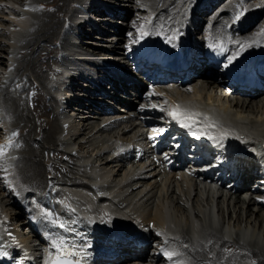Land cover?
<instances>
[{"label": "bare ground", "instance_id": "1", "mask_svg": "<svg viewBox=\"0 0 264 264\" xmlns=\"http://www.w3.org/2000/svg\"><path fill=\"white\" fill-rule=\"evenodd\" d=\"M15 1L23 6H32V8L33 6H37L39 8L38 10L40 11V9H42V11L40 13H34L36 10L33 11L35 17L34 20L32 22L30 21L29 23L25 15L22 16L21 14L20 17L16 16L17 21L20 20L19 24L15 23V26L17 24V27H19L17 28V30L19 29V31H15L18 32V36L15 37V40H12L11 43L15 45V43L19 40L21 43H19L20 45L16 46L13 49V52L10 53L13 54V66L10 69L9 75L0 80L2 81V83H0V108L2 110V115L0 118L8 120L9 125L12 126L11 129H8V127L4 129H6L9 133L11 131V133L17 132L19 134V137L17 139L16 136L13 135L14 140L11 143L12 148L10 149H14L13 151L15 153L16 160L15 168H13V170L16 169V171L14 175L7 176V179L9 180L8 183H12L13 185L16 183H20L21 187H27V189L31 190L33 188L37 189L38 187L44 188L47 184L48 173H51L54 178H56V174H59L58 177H60V179L64 181V183L67 185V189H73V195L71 194V197L74 196L73 200L75 202H79L78 207L77 205L75 207H77L76 211H79L80 213H86L87 209L95 210L93 212L95 215L101 213L103 214L105 211H110L114 214L122 213L121 215L125 216L126 219H128L127 217H129L130 219L136 220L137 223H139V221L136 219L137 217L140 218L143 223L152 221L156 226L161 224V222H163L167 217V219H169L168 223L177 228L176 231L177 233H179L178 236L180 240L184 244H187V247L185 249L189 250L193 258L202 260L205 258V256L208 257L207 254H212L210 258H212V260L214 261L213 264H243L242 261H239L236 258L239 257L240 260H242V255L244 259L249 260L247 264H264V214L261 212L264 211V204L257 201L256 195L254 194L257 192V189L255 187H253V191L251 193H248V189H244L237 193V188L228 186V183L230 181H234L235 179H237V177H239L238 179L242 182H247L252 179V174H250L249 162L245 158L235 156L233 158L231 167L226 170V173H230L231 171L232 175L230 173L227 177V180L222 178L218 184L216 180L219 179H211V183H207V179L209 178L208 176H204L200 172L191 169V171L193 172L192 176H183V172L179 171L177 174L178 178L165 176L164 180L166 179L165 181L167 182V184H165V186H163L162 188L161 186L164 185L163 182L165 181L162 180L163 182H161L156 180L157 173H154L155 167L151 163L150 165H148L150 169L146 171L147 175L145 173H141L137 169V167H135L136 165H128L126 167L127 169H123L125 165L124 161H126V159L130 160L131 153L130 155H128V153L118 155L115 154L114 149L107 152L106 149L108 148H106L105 150L102 149V151L96 155V160L102 162V165H104V167H109L111 169L110 172L113 171L115 175L119 170H125L124 174L126 176L124 175V181L120 180L121 183L118 182L119 184H116L115 180L112 179V181L108 182V178L106 179V176L105 178L102 176L99 165L95 166L93 165V163H85L81 165L80 161H85L84 157H76L73 153L71 154V152H65L58 148V144L60 143L59 141H61V139L58 138V134L62 132V126L57 116L59 114V106H63L65 110L67 107L72 110L75 109L76 111H78V113H81L82 116L80 114L79 115L81 116L83 121L88 122L89 124V136H96V134L98 135L102 132L104 133L105 131H109L111 124L107 121V117L101 120L104 122L107 121L105 123L102 122L101 125L98 124L97 121L94 122L91 121L92 119L89 120V118H95V120L98 119V116H94L93 113L99 112V114H102L105 110V107H109L108 101L105 100L103 96L99 97V95H101L100 90L104 89V93L106 90V85L110 83L109 81H111L112 87L108 88L106 92L110 93L111 89H113L114 92H111L107 95L111 97L109 99H114L113 97L115 96V92L118 91L123 94L134 92L135 90H138L139 84L141 85L144 80H142L141 74L136 75V79L140 80L139 84L133 82L132 78L127 77V75L129 74H126L124 68L122 76L114 73L111 75V78H108L109 81L99 84L98 88L92 91L98 96L92 95L88 89L85 90L87 94L89 93L88 95L85 94L84 96L85 102H80L78 100H69L67 95H62L69 94L68 90L62 89V92L57 93V95H62V97L66 99L60 104L59 100L56 99L52 91L49 90L51 87H48L46 83V80L48 79H45L48 74L46 72L50 71L49 64L55 61L59 56L60 58H63V61H65V63H68L70 61L67 54H64V51L69 50L66 47L68 45H71V43L73 42L70 40L69 35L74 31L79 35V41L76 46L81 50V52L84 51L83 53L88 55H85L83 58H81V61L84 64H90L92 66H97L99 60L96 61L91 57H106V55H112L110 53L115 52V49H118V44L123 43L124 41L126 43L130 42V44L133 45L134 40L137 36L136 32H138L137 27L141 24V20L144 19L143 16L138 19H135L133 17V12L135 10H139V7H137L136 4V6H132V3L134 4L132 0H117L130 2L129 4H126V9L121 10V8L115 7V5L111 6V4H114V0H102L106 1V4L102 5L105 8H101L102 6H99L97 2H95V0H89L88 8L92 13H94L93 17H95V19L98 18L97 20H99V22L97 23L100 25H102V20L106 18V15L104 17H96L95 15L99 16V14L104 13V11H107V13H111L113 16H118L110 20V22L112 23H117L118 19L120 18H123L125 20H133V26L129 27V30L128 28L124 27L127 29L128 33L124 41H122V38H120V36L118 37V35L120 34V30H123V28L121 29L122 25L120 27H115L113 33L109 34L111 36L107 37L106 35L108 34V31L105 28L104 30H97L100 28L97 23L90 27V33H86L85 30H83V26L85 24H77V21L74 18L80 8L78 9L75 6H70L71 8L67 7H69L70 3L73 2L80 4V6L81 4L82 6H85L86 0ZM158 1L161 0H156V4H159ZM184 1L186 0H163L162 5L160 4V7H151L155 11V14L152 24L148 30L149 34L155 32L154 35H169L172 30H174L175 28L178 29V26L181 25V22L179 21H182L181 16H183V10H181L180 7L183 5ZM189 1L196 3L197 6L199 2L202 4L201 7L194 8L192 10L193 15L195 13L198 15H202L208 10V7L215 0ZM224 1L225 0H222L215 7H220L221 3H224ZM60 2H62L63 4L60 5ZM254 3L260 4L262 8H260L258 11L248 10L246 14L247 20H243V25H240L238 27L239 30L243 28L245 23H247V21L250 20L252 16L256 17L259 12H264V0H255ZM222 8L223 6L220 9ZM245 8L249 9V6L246 5ZM65 9H67V11H64ZM200 9H202V11ZM11 10L14 13L18 12L13 8H11ZM62 12L63 14L61 15ZM23 13L26 14L25 11ZM60 15L63 20L61 26L59 25ZM222 15L221 13L216 15L217 17L213 15L214 18L212 17V19L210 20L213 22L212 25L221 24L219 23V18L222 17ZM66 20L68 21V23L70 22L68 29L63 27ZM192 24L195 29H201V22L198 21V19H193ZM258 26L263 27L262 29H264V21L259 23ZM254 28H256L257 31L258 29H260L256 26ZM230 31L231 33H233L235 29L228 30V32ZM257 31L254 33H257ZM112 37L115 38L114 44L111 42ZM240 37L246 36L241 35ZM90 39H98L100 41H104V44L93 42ZM258 41H260L259 45L263 46L264 36L258 35L257 40H255L253 43ZM253 43L251 46H254ZM98 45H100L102 48H94V46ZM1 52L8 53V51L5 50L4 45L0 42V53ZM251 56L252 55H248L246 58H249ZM0 65L5 66V63L0 60ZM31 75H33V79L31 78ZM108 76L109 75H105L104 80H106ZM197 77L203 78V76ZM206 79L208 80L207 89L211 88V90H213L212 88H214L215 91L213 93L216 92V94L211 93V91L210 93H208V90L203 91L202 93L197 92L199 94H197L198 96L196 98L194 97V106L198 109V111L203 112L207 115L215 113L223 119H229L230 121L235 122V126L238 125L241 130L247 132L246 134L248 135V139L253 144H260L261 141L264 140V98L260 100L257 99V102L255 103L254 98H250L248 101H243V99L238 100L236 99V97L234 99H231L232 97L228 98V95H234V93L236 92V88H232L231 86L223 87L225 85L224 80L219 77L215 70H213L209 78ZM71 81L72 82L69 84V89H71V92L72 90L76 91L75 89H78L79 83L75 78H72ZM103 86L105 87L103 88ZM29 87L31 88L30 91ZM227 90L229 93H226ZM73 92L71 94L75 95V93ZM77 95L79 94L77 93ZM25 96L26 98H24ZM221 97L226 98L224 103H221ZM99 100L103 101V103H98L97 101ZM27 101L30 103V106L34 107L30 108ZM115 101L117 103H123L119 107H127L129 110L132 109L131 104L129 105L127 100L117 99ZM39 103L42 104L41 107L39 106ZM73 103L77 105L71 108ZM110 107L111 110L116 109V107ZM138 116L139 117L137 118L140 121L139 118L141 115ZM150 116V125L153 127H161V123L153 121L156 120L158 116L156 114ZM63 121H66L67 123V133L69 131L68 128H70L71 125L67 119H63ZM88 124L86 123V125ZM71 127L73 128V126ZM124 127H127L128 130H125V132L121 133L120 140L124 137L127 138L128 135L126 136V134L134 129V127L139 128L135 123H133V121L125 124ZM86 129V127H84V129L82 128V130L80 129L81 132L79 131V133L83 135V132ZM120 131L121 128H119L117 134H119ZM141 136L142 134H137L136 137L142 138ZM88 137L85 142L89 141ZM93 139L95 138H92V140ZM128 141L129 140H126V142ZM78 143L80 144V146L81 143L83 144V142L80 141H78ZM103 143H109V149L115 145V142L111 141V139ZM0 144L7 145L8 143L4 137H0ZM72 156H75L76 159ZM69 160H71L73 163ZM75 160L79 161V164ZM60 162L62 163L60 164ZM68 162L71 163L68 164ZM19 164L20 166L22 164V166L20 167ZM47 164L51 165L50 171L48 170L49 172H45V170L49 169L46 166ZM87 165H89L88 171L85 170ZM91 167H93L94 169H91ZM233 170H236V173H233ZM90 175L98 177L97 179H99V182L94 179L91 180L92 178L89 177ZM86 176L90 179V182L88 183H85L83 181L85 180L83 179V177L85 178ZM3 179L4 177L0 175V194H2L1 196H3L0 199V204H2V207L5 211V215L3 218L9 221L7 225H10L12 231L18 233L19 235H23V231L24 233L30 234V232L27 230L28 226L26 225L25 220L22 218V208L20 207L19 203H17L18 201H16L13 197V190ZM171 179H175L174 181H177V186L173 185L175 183L174 181L172 182ZM148 180L150 181L148 187L149 190L143 192V189H141L142 187L139 186ZM213 183L215 185H212ZM95 185H97L96 189L92 187ZM162 189H164L165 193L161 200L160 195L162 193H160V191H162ZM158 193L159 195H157ZM76 196L78 198H76ZM157 196H159L160 198L159 205L157 203L160 209H158L156 212H152L154 213L151 215V217L153 218L145 219L142 217V214L138 215L139 205L144 208H148L151 204L154 203V201H156L155 199L158 198ZM30 197L31 194H23L24 199H28ZM51 197L56 199L55 194H52ZM199 197H201V203H203L201 204L203 205L202 207H210V211H207L206 208H204L203 211L200 210L201 205L198 203ZM167 199H170L171 202L176 205L175 207L177 208V210L184 212V214L186 215V220H188L186 224L187 226H185L184 228L182 227L183 229L179 228L181 226V223L180 226L178 225L177 227L175 218H171L172 214L169 211L170 208L168 209L169 206L166 207L165 203ZM191 201H194V204L191 203ZM204 202H206V206H204ZM134 203L136 205H134ZM179 203H181L182 206H179ZM214 203H216L217 207L216 205L214 206ZM191 204L193 209L191 208ZM225 204L229 215L230 213L236 215L233 221L237 225V227L235 228L238 229H235L234 226H229V224L228 226H225L224 222L222 223L223 225L221 224L220 226L221 231H218L219 229H216V227L213 226V224L219 225V223L216 222L218 221V219L215 218V213H226L224 209ZM215 209H217L216 212ZM14 210L17 211V214L13 213L11 215V212H15ZM209 214L211 217H209ZM200 216H202L203 218L202 221V218L200 219ZM252 217H254V220L252 219ZM244 218L245 221L243 220ZM205 222H207L208 224L210 223V227H208ZM242 222L243 224H245V226L243 228H240L243 225ZM183 224L185 225V223ZM196 225L199 226L198 229L200 230V233L198 232ZM23 226L24 229L23 231H21V227ZM216 232L220 233V235L216 234ZM202 235H204V238H201ZM27 236L28 235L24 234L22 240H25ZM166 238L170 240L169 237ZM121 250H123L122 252L124 253H129V250L131 249L128 250L127 247H124L121 248ZM145 251L146 249L143 248L139 252V254L134 257V259L127 261L125 264H144L146 262L144 254ZM140 253L143 254L140 255ZM251 259L253 261H251ZM117 261L118 259L115 261H111L110 264H116Z\"/></svg>", "mask_w": 264, "mask_h": 264}, {"label": "rangeland", "instance_id": "2", "mask_svg": "<svg viewBox=\"0 0 264 264\" xmlns=\"http://www.w3.org/2000/svg\"><path fill=\"white\" fill-rule=\"evenodd\" d=\"M93 1V0H92ZM101 1V2H100ZM136 1H137V7H139L138 9L140 10H136L135 11V14L133 15L134 17H135V19L136 18H141V16H143L144 17V15L146 14V11L147 10H151L149 7H153V6H156V7H160L161 5H162V2H163V0H161V1H158L159 2V4L157 3L156 4V0H132V2H134V4L132 3V6H136L135 5V3H136ZM144 1V2H143ZM95 2H97V4L99 5V6H102V5H105L106 4V1H102V0H95ZM61 4L60 5H62L63 3L62 2H60ZM130 2H125V1H117V0H114V4H111V6H114L115 5V7H119V8H121V10H123V9H126L127 8V5L126 4H129ZM69 4V3H68ZM74 4H75V2H73V3H70V5H69V7H67V8H71L72 6H74ZM116 4H117V6H116ZM123 4V5H122ZM161 4V5H160ZM80 5V4H79ZM82 5V4H81ZM158 5V6H157ZM218 5V4H217ZM71 6V7H70ZM35 7V8H34ZM11 8H13V9H16L18 12L17 13H14L12 10H11ZM23 8H24V11L26 12V14H24L23 12ZM101 8H105V7H101ZM215 7H213V9H214ZM39 8L37 7V6H33V8H32V6L30 7V6H27V5H21V4H18L15 0H0V42L4 45V48H5V50L6 51H8V53L7 52H1L0 53V60L1 61H3V63H5V66H3V65H0V80H2L4 77H6V76H8L9 75V72H10V69H11V67L13 66L12 64H13V54H10V53H12L13 52V49L16 47V46H18V45H20L19 43H21L20 42V40L19 41H17L16 43H15V45L13 44V43H11L12 42V35H14V34H18V32H15L16 30H17V28H19V27H17V24H19V21L20 20H18L17 21V17L16 16H18V17H20L21 16V14H22V16L23 15H25L26 16V18H28V21L30 22H32L33 20H34V14H33V11H35L34 13H40L41 11H42V9H40V11L38 10ZM212 9V10H213ZM120 10V9H119ZM211 10V11H212ZM21 11H23V12H21ZM64 11H67V9H65ZM63 11V12H64ZM63 12L61 13V15L63 14ZM33 14V15H32ZM61 15H60V19H59V25L61 26V24H62V18H61ZM105 15H107V14H104V16ZM206 15H208V14H206ZM206 15L204 16V17H206ZM96 17H100V15L98 16V15H95ZM103 16V17H104ZM146 16H148V15H146ZM33 17V18H32ZM102 17V16H101ZM215 17H217V16H215ZM214 18V17H213ZM122 19V18H121ZM61 20V21H60ZM120 19H118V21H119ZM124 20V19H123ZM262 21H264V17H263V20ZM15 23H17L16 24V26H15ZM97 23V22H96ZM31 24V23H30ZM98 24V23H97ZM96 24V25H97ZM93 25H95V24H93ZM99 26H101L100 24H98ZM97 25V26H98ZM259 24H257V23H255L254 24V27L255 26H258ZM19 26V25H18ZM102 27V26H101ZM253 27V28H254ZM29 28V27H28ZM27 28V29H28ZM257 28H260L259 26L257 27ZM83 30H85V32L86 33H90L89 32V30H87L86 28L84 29V26H83ZM254 31L256 30V28H254L253 29ZM17 31H19V29L17 30ZM88 31V32H87ZM1 32H5V33H1ZM126 32H125V30H122V32H121V35L123 36L124 34H125ZM6 34V35H5ZM120 35V36H121ZM10 36V37H9ZM107 37H109V36H111V35H109V34H107L106 35ZM70 40H71V38H70ZM91 41H93V42H96V43H102V44H104V41H100V40H98V39H90ZM73 43V42H72ZM57 45V44H56ZM70 46V47H69ZM72 46L73 45H68L66 48H68V49H71L72 48ZM13 47V48H12ZM100 48L101 46L100 45H98V46H94V48ZM102 48V47H101ZM85 54V53H84ZM15 64V63H14ZM127 69V71H129V69L128 68H126ZM23 71V70H22ZM126 71V70H125ZM131 71V70H130ZM11 74V73H10ZM2 76V77H1ZM33 75H31V78L33 79V77H32ZM49 79V75H47V77L45 78V79ZM7 79V78H6ZM5 79V80H6ZM47 79V80H48ZM47 80H46V83H47ZM78 83H79V81H77ZM0 83H2V81H0ZM47 86H48V83H47ZM83 87V86H82ZM105 86H103V88H104ZM112 87V86H111ZM105 88H107V86L105 87ZM208 88V86L206 87V88H203L202 90H200L199 91V93L201 92H203V91H206V90H208L207 92L208 93H210V91H211V93H213L214 91H215V89L214 88H212L213 90H211V88L210 89H207ZM76 91H74V90H72V92L73 93H75V95H77V93L79 94V95H77V97L74 95V94H72V96H74V97H70V95L69 94H62V95H67L68 96V98H69V100H78V101H80V102H85V99L83 98H81V96L80 95H82V94H84L83 93V89H81V87L80 86H78V89H75ZM104 90V89H103ZM107 90H105V92H106ZM113 93L114 92V90L113 89H111V91H110V93ZM107 93V92H106ZM109 92H108V94H110ZM199 93H196V94H192L191 96L193 97V99H194V97L196 98L198 95L197 94H199ZM226 93H229L228 92V90L226 91ZM213 94H216V92L215 93H213ZM218 94V93H217ZM62 95H60V96H62ZM219 95V94H218ZM96 96H98V95H96ZM100 97V96H99ZM232 97V98H231ZM236 97V99H238V100H241L242 98L241 97H239V96H236V95H228V98H231V99H234ZM24 98H26V96L24 97ZM106 100V99H105ZM220 100H221V103H224L225 102V100H226V98L225 97H221L220 98ZM244 100H246V101H248L247 99H244ZM243 100V101H244ZM251 100H253V99H251ZM257 99H255L254 100V103L255 102H257L256 101ZM45 101V100H44ZM25 102H26V100H25ZM28 102V101H27ZM43 102V101H42ZM98 103H103V101H101V100H99V101H97ZM29 103V102H28ZM47 103H49V102H47ZM105 104V103H104ZM75 105H77V104H75V103H73L72 104V106H71V108L72 107H75ZM39 106L41 107L42 106V104L41 103H39ZM108 106V105H107ZM29 107L30 108H32V107H34V106H30V103H29ZM104 108V107H103ZM87 109H89V108H87ZM67 110H68V112H67ZM115 111H116V109H115ZM68 114L69 115V117H67L68 119V122L70 123V125L71 126H73V128L70 126V128H68V132L66 133V131H67V129L66 128H64L63 129V131L62 132H60L59 134H58V138H60L61 139V141H59L58 143V148L60 149V150H63V151H65V152H71V154L73 153L76 157H81V158H83L84 157V159H85V161H83V160H81L80 161V164L81 165H83V164H85V163H88V164H92L93 163V165H95V166H97V165H99V169L101 170V173H102V176L105 178V176H106V179L108 178V182L109 181H112V179L113 180H115V183L117 184L118 182L119 183H121L120 182V180L121 181H124V172H125V170H119L118 172H117V174L115 175L114 174V172L112 171V172H110V168L108 167H104V165H102L103 163L102 162H99V160H96V155L99 153V152H101L102 151V149L103 150H105L106 148H108V149H106V151L107 152H109V143L108 144H106V143H103V142H105V141H108V140H110L111 139V141H113L114 139H118V140H120V136H119V134H117V131L119 130V128H120V126H118L116 123L115 124H110V129H109V131H105L104 133L102 132L101 134H96V136L95 135H93V136H89V131L90 130H88L89 129V124H88V122H85V121H83V119L81 118V116H82V114L81 113H78V111H76L75 109H70V108H66V111L64 110L63 112H62V116H64L65 114ZM117 113H118V110H117ZM81 116H80V115ZM94 114V116H98V119H96L95 120V118H89V120L90 119H92L91 121H94V122H96L97 121V123L98 124H102V122L103 123H105L104 121H101V120H103L105 117H107V118H110L109 116H110V114H108V115H103V114H99V112H95V113H93ZM1 115H2V110H1V108H0V117H1ZM84 116V115H83ZM49 118V117H48ZM100 118V119H99ZM50 119V118H49ZM58 120H59V122L61 123V121L60 120H62L61 118H59L58 117ZM63 121V120H62ZM59 123V124H60ZM86 123L88 124V125H86ZM78 124V125H77ZM85 124V125H84ZM0 126H3V127H0V137L1 138H6L9 134L7 133V130L6 129H4V128H6V127H8V129L10 128H12V126H10L9 125V121L8 120H6V119H3V118H0ZM84 127H86L87 129L83 132V135H81V133H79V131H80V129L82 130V128L84 129ZM10 131V130H9ZM81 132V131H80ZM10 133H11V131H10ZM16 133V139L19 137V134L17 133V132H15ZM15 133H11V135H14L15 136ZM26 133V132H25ZM85 134H87V135H85ZM25 135V134H24ZM128 135V136H127ZM133 135V131H130L128 134H126V136H127V138L126 137H124V138H122L120 141H126V140H129V138L131 137ZM89 136V137H88ZM100 136V137H99ZM119 136V137H118ZM125 136V135H124ZM76 139H75V138ZM87 137H88V142L86 141L85 142V140H87ZM109 137H110V139H109ZM92 138H95V139H93L92 140ZM114 138V139H113ZM11 139H13V136L11 137ZM63 139V140H62ZM8 141H10V138H9V140ZM78 141H80V142H83V144L81 143V146H80V144L78 143ZM91 141V142H90ZM61 142H62V144H61ZM66 144H65V143ZM85 142V143H84ZM90 142V143H89ZM94 142H95V144H94ZM99 143V144H98ZM61 144V145H60ZM65 144V145H64ZM68 144V145H67ZM70 144V145H69ZM80 146V147H79ZM15 151H16V149H15ZM14 152V151H13ZM15 154V153H14ZM75 156H72L73 158H75ZM76 159V158H75ZM95 159V160H94ZM15 158H14V160H13V167L15 168ZM68 161V160H67ZM69 161H71V160H69ZM78 164H79V161H77V160H75ZM87 161V162H86ZM72 162V161H71ZM71 162H68V164L69 163H71ZM62 162H60V164H61ZM73 163V162H72ZM17 165H18V163H17ZM64 165V164H63ZM129 164H127V165H124V167H123V169L124 168H126L127 166H128ZM19 166H20V164H19ZM19 166H17V167H19ZM21 166H22V164H21ZM20 166V167H21ZM49 169H47V170H45V172L46 171H50V166L51 165H46ZM88 166L89 165H87L86 166V168L85 167H83V168H85V170L86 171H88ZM102 166V167H101ZM82 168V167H81ZM103 168V169H102ZM66 169H67V167H66ZM91 169H94L93 167H91ZM127 169V168H126ZM129 169V168H128ZM15 171H16V169H14V173H15ZM48 171V172H49ZM120 172V173H119ZM127 172V171H126ZM4 173H6L5 172V170L1 167V165H0V175L2 176V177H4V179L3 180H5L6 181V183H8V179H7V176L4 174ZM119 173V174H118ZM233 173H236V170H233ZM58 175L59 174H56V178L55 179H57V181H59V182H61V183H64V181H62L61 179H60V177H58ZM49 176L51 177L52 176V174L51 173H48V178L47 179H50L49 178ZM126 176V175H125ZM53 177V176H52ZM90 177V176H89ZM89 177H83V179H85V180H83L85 183H88V182H90V179H89ZM54 178V177H53ZM16 180H17V178H16ZM15 180V181H16ZM21 180H23V179H21ZM164 180V179H163ZM166 180V179H165ZM164 180V181H165ZM169 180V179H168ZM175 179H171V181L173 182ZM14 181V182H15ZM163 182V181H162ZM16 183V182H15ZM118 183V184H119ZM164 183V185H162L161 187L163 188V186H165V184H167V182L165 181V182H163ZM174 183L175 184H173L174 186L176 185V183H177V181H174ZM9 184V186H10V188L12 189V186H14V187H18V188H21V189H23V187H21L20 186V183L18 184V183H16V184H12V183H8ZM115 184V185H116ZM145 184V185H144ZM149 184H150V181L148 180V181H145V183H142V185H140L139 187H142L141 189H143V192H145L146 190H149ZM62 185V184H61ZM173 185H171V186H173ZM43 186V185H42ZM144 186V187H143ZM177 186V185H176ZM138 187V188H139ZM25 188V187H24ZM33 188V187H32ZM39 188V187H38ZM40 188H42V187H40ZM116 188V187H115ZM33 189H35V188H33ZM32 189V190H33ZM140 189V190H141ZM70 190H71V192H72V188H70ZM179 190H181V189H179ZM14 192V191H13ZM160 193H162L161 195H160V198H161V200H162V198H163V196H164V193H165V191H164V189H162V191H160ZM238 193V192H237ZM243 193V192H242ZM242 193H239V194H242ZM14 195H16V197L15 196H13L15 199H16V201H18L17 203H19V195H17V193L16 192H14L13 193ZM2 194H0V199L3 197V196H1ZM157 195H159V193L157 194ZM158 198L157 199H155L156 201H154V203L153 204H151L148 208L146 207V208H144V207H142V206H140L139 205V207H138V203H137V207H138V215H140V214H142V217L143 218H145V219H150V218H153V217H151V215L152 214H154V213H152V212H156L158 209H160L159 207H158V205H159V203H160V198H159V196H157ZM175 197H177V196H175ZM132 198V197H131ZM130 198V199H131ZM205 198V197H204ZM18 199V200H17ZM193 200H195V199H193ZM167 201H169L170 202V204H169V202H167ZM155 202H156V204H155ZM194 201H191V203H193ZM157 203H158V205H157ZM165 203H166V207H168V209H169V211L171 212V214H172V216H171V218H175V222L180 226V223H181V226H180V228H184L185 226H187L186 224H187V221L188 220H186L187 219V217H186V215L184 214V212H182V211H179V210H177V208L175 207L176 205L175 204H173L172 202H171V200L169 199H167L166 201H165ZM183 203V202H182ZM198 203L201 205V204H203V203H201V197H199L198 198ZM205 203L206 202H204V206H206L205 205ZM194 204V203H193ZM134 205H136L135 203H134ZM157 205V206H156ZM216 205V203H214V206ZM179 206H182L181 205V203H179ZM203 205H201V211H203L204 210V208H206L207 209V211H210V207H202ZM136 207V206H135ZM136 207V208H137ZM175 207V208H174ZM216 207H217V205H216ZM191 208L193 209V207H192V204H191ZM224 209H225V214H222V213H218V212H216L217 211V209H215V218H217L218 219V221H216L217 223H219V225H217V224H213V226L214 227H216V229L218 228L219 230L218 231H221V224L224 222V225L225 226H228V224H229V226H234V228L235 227H237V225H236V223H234V219H235V214L233 215V214H231L230 213V215H229V213L227 212V209H226V204H225V206H224ZM0 210H1V215L2 214H4L5 215V211H4V209H3V207H2V204H0ZM15 211V210H14ZM263 214H264V211H261ZM13 213H15V214H17V211H15V212H11V215L13 214ZM151 213V214H150ZM228 213V214H227ZM157 214H159V213H157ZM219 215V216H218ZM185 216V217H184ZM184 217V218H183ZM209 217H211L210 216V214H209ZM223 217V218H222ZM225 217V218H224ZM233 217V218H232ZM182 218V219H181ZM202 218V216H200V219ZM252 219L254 220V217H252ZM183 220V221H182ZM203 220V218L201 219V221ZM244 221H245V218L243 219ZM183 223H185V225L183 224ZM200 223V222H199ZM205 224L208 226V227H210L209 226V224L207 223V222H205ZM242 224H243V222H242ZM223 225V224H222ZM245 226V224H243L240 228H243ZM182 228V229H183ZM196 228H197V230H198V232L200 233V230L198 229L199 228V226L198 225H196ZM195 228V229H196ZM21 229H22V231H23V229H24V226L23 227H21ZM235 229H238V228H235ZM205 231V230H204ZM198 234V233H197ZM216 234H219L220 235V233H218V232H216ZM201 238H204V235H202L201 236ZM237 258V260H239V261H242V260H240V258L239 257H236ZM235 258V259H236ZM251 261H253L252 259H251ZM243 264H247L248 262H249V260H247V259H244L243 258Z\"/></svg>", "mask_w": 264, "mask_h": 264}, {"label": "snow or ice", "instance_id": "3", "mask_svg": "<svg viewBox=\"0 0 264 264\" xmlns=\"http://www.w3.org/2000/svg\"><path fill=\"white\" fill-rule=\"evenodd\" d=\"M241 15H243V13L242 12H238L237 15L234 17V20H239ZM138 31H139L140 38H143L145 35H147V33L144 31V25H141V27H140V29ZM260 35L264 36V29H261ZM175 38H176V36L174 35L173 37H169V38H166V39H167V41L169 43H173ZM245 46L246 45H240L241 48H243ZM209 47H213V45L210 44ZM231 59H235V57H232ZM225 67H227V65H225ZM169 115L173 116L174 119H177L181 115H184V116H187L188 118H191L194 114H190V113H187V112H181L180 111V106L177 105L176 108L172 112L169 113ZM182 126L190 127V125H182ZM7 147H10V143H9V145H0V157H3V156L6 155V148ZM59 226L61 228L64 227L63 224H60ZM63 244H64V241L62 239L59 240V241H57V240H53L52 241V245H53L54 248H56L58 253L63 251V247H62ZM166 255H167L168 259H172V254L171 253H167ZM52 264H70V262L66 261V260H63V259H57V260L52 261Z\"/></svg>", "mask_w": 264, "mask_h": 264}]
</instances>
